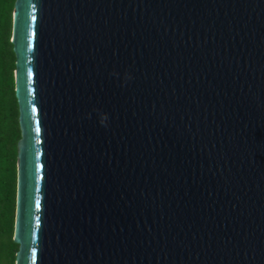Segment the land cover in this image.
I'll use <instances>...</instances> for the list:
<instances>
[{"label":"water","instance_id":"obj_1","mask_svg":"<svg viewBox=\"0 0 264 264\" xmlns=\"http://www.w3.org/2000/svg\"><path fill=\"white\" fill-rule=\"evenodd\" d=\"M12 43L16 264H264V0H16Z\"/></svg>","mask_w":264,"mask_h":264},{"label":"trees","instance_id":"obj_2","mask_svg":"<svg viewBox=\"0 0 264 264\" xmlns=\"http://www.w3.org/2000/svg\"><path fill=\"white\" fill-rule=\"evenodd\" d=\"M16 0H0V264H16L18 142L22 137L12 43Z\"/></svg>","mask_w":264,"mask_h":264},{"label":"snow or ice","instance_id":"obj_3","mask_svg":"<svg viewBox=\"0 0 264 264\" xmlns=\"http://www.w3.org/2000/svg\"><path fill=\"white\" fill-rule=\"evenodd\" d=\"M30 71H31V70H29V72H30ZM33 111H35L34 108H33ZM36 204H37V207H39V199H37Z\"/></svg>","mask_w":264,"mask_h":264}]
</instances>
